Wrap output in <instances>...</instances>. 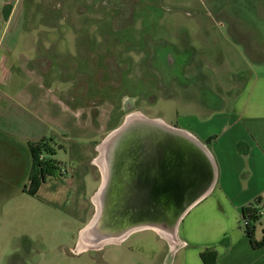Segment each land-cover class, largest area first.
<instances>
[{"label": "rangeland", "instance_id": "374dc122", "mask_svg": "<svg viewBox=\"0 0 264 264\" xmlns=\"http://www.w3.org/2000/svg\"><path fill=\"white\" fill-rule=\"evenodd\" d=\"M24 3L27 27L54 26L48 36L53 42L37 46L35 63L77 113L47 136L50 150L43 154L57 163L58 173L45 174L33 196L16 191L0 200V264H181V252L173 250L175 225L169 236L146 227L101 245L82 232L96 211L93 198L104 171L97 147L130 113L173 125L177 117L179 123L189 114L200 117L191 102L224 106L230 91L239 90V77L259 73L252 51L259 48L256 57H264V17L259 20L254 7L264 0ZM151 7L156 12L150 14ZM43 35L35 32L37 42ZM113 38L118 42L111 48ZM46 56L52 57L49 68ZM133 82L143 87L139 99L131 96ZM95 118L102 132L83 127L84 119ZM82 235L86 243L79 249Z\"/></svg>", "mask_w": 264, "mask_h": 264}, {"label": "crops", "instance_id": "0c3cea01", "mask_svg": "<svg viewBox=\"0 0 264 264\" xmlns=\"http://www.w3.org/2000/svg\"><path fill=\"white\" fill-rule=\"evenodd\" d=\"M24 2L0 0V200L3 201L12 199L16 191L33 196L22 191L30 166L27 143L50 139L47 136L55 126H63L70 115L77 113L35 63L37 46L53 42L48 36L54 26L27 27ZM254 15L263 19L264 6L255 4ZM261 29L264 36V23ZM37 30L44 33L42 42H37ZM258 51L254 46L252 60L257 63L259 73L249 71L247 76L239 77L242 83L239 90L234 94L230 91L224 106L212 108L191 102L190 110L200 117L189 114L180 123L177 117L173 125L166 124L189 133L205 149L211 168L210 178L186 206L174 228L173 250L181 252V264H202L199 257L202 251L213 252L205 256L211 264H264V244L253 248L241 224L242 208L256 198L255 207L261 208V216L264 215V57L257 58ZM50 58L47 57L48 68ZM82 108L83 105L78 108L80 118ZM97 120L80 121L92 132H102ZM67 126L77 127V123L68 122ZM261 216L253 224L255 241L264 235Z\"/></svg>", "mask_w": 264, "mask_h": 264}, {"label": "water", "instance_id": "95a60500", "mask_svg": "<svg viewBox=\"0 0 264 264\" xmlns=\"http://www.w3.org/2000/svg\"><path fill=\"white\" fill-rule=\"evenodd\" d=\"M154 120L123 119L99 142L100 209L82 229L92 244L140 228L169 230L210 178L205 149L182 130Z\"/></svg>", "mask_w": 264, "mask_h": 264}, {"label": "trees", "instance_id": "16d2710c", "mask_svg": "<svg viewBox=\"0 0 264 264\" xmlns=\"http://www.w3.org/2000/svg\"><path fill=\"white\" fill-rule=\"evenodd\" d=\"M151 8H152V11H149L150 14L156 12L153 7ZM143 18L146 19V17L144 16ZM156 18L157 16L154 15V17L152 16V18H149V20L154 21L156 20ZM143 21L148 22L147 19ZM86 38L89 40V42L91 43L93 42L92 35ZM86 41L87 40H85L83 45L86 43ZM89 42L87 41L88 43L87 47H89ZM136 82L135 83L133 82L134 91L133 93H131V96L133 97H139L140 95H143V92H142L143 87L140 88V86ZM139 83L141 82L139 81ZM49 140L50 139L47 140L44 138H40L37 141L27 143V151H28L29 158H30V166L28 170L29 174H27V183L24 186L22 191L29 195H33L32 194L33 189L36 188L39 182L43 181L45 174L54 175L56 174V172L58 173L57 163L52 159L45 158L43 154V152H46V151L48 152L50 150L47 144ZM257 202H258V198H256L254 201H252L251 203H249L248 205L242 208V219L245 218L247 220V224L243 226V232L245 236L247 237L250 245L253 248L264 244V235H262L259 241H255L252 237L253 224L254 222L257 221V219L261 216V214H263V212L261 211V208L255 207ZM259 211H261V213H259ZM208 253L213 255V252H208V251H202L199 254V257L202 260V264H211V261L208 262L205 260V256Z\"/></svg>", "mask_w": 264, "mask_h": 264}, {"label": "bare ground", "instance_id": "6f19581e", "mask_svg": "<svg viewBox=\"0 0 264 264\" xmlns=\"http://www.w3.org/2000/svg\"><path fill=\"white\" fill-rule=\"evenodd\" d=\"M139 118H147V117H144V116L139 115V114H136V113H130V114H127V115L124 117V120H125V121H126V120H129V119L134 120V119H139ZM154 119H155V118H154ZM154 121H157V122H160V123H161V121L158 120V119H155ZM183 133H184L185 135L189 136L187 133H185V132H183ZM189 137H190V136H189ZM99 163L103 165V161H102L101 159L99 160ZM93 199H94L93 202H94L95 209H96V211H95V212H96L95 215L97 216L98 213H99V209H100V201H99V197H98L97 195H95ZM155 230H156V231H161L163 234H165V235H167V236L170 235V232L168 231V229H162V228H160V227H157ZM77 243H78L77 246L79 247V249L84 245V243H86V239L84 238L83 235L79 238V240H78ZM81 249H82V248H81Z\"/></svg>", "mask_w": 264, "mask_h": 264}, {"label": "flooded vegetation", "instance_id": "af4514ba", "mask_svg": "<svg viewBox=\"0 0 264 264\" xmlns=\"http://www.w3.org/2000/svg\"><path fill=\"white\" fill-rule=\"evenodd\" d=\"M114 36V35H113ZM115 38V37H114ZM114 38L113 39H111V42L109 43V46H111V48L113 47V44H117V42H118V40L117 39H115L114 40ZM113 40V41H112ZM126 42H127V40H125ZM128 43V42H127ZM136 99H139L138 97H135ZM142 115V114H141ZM126 116V115H125ZM124 116V117H125ZM143 116V115H142ZM124 117L122 118V120L124 119ZM144 117H146V116H144Z\"/></svg>", "mask_w": 264, "mask_h": 264}, {"label": "built area", "instance_id": "2783aa9c", "mask_svg": "<svg viewBox=\"0 0 264 264\" xmlns=\"http://www.w3.org/2000/svg\"><path fill=\"white\" fill-rule=\"evenodd\" d=\"M259 213H261V211H259ZM241 224L242 226H244L245 224H247V220L245 218L241 219Z\"/></svg>", "mask_w": 264, "mask_h": 264}]
</instances>
